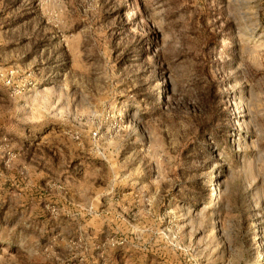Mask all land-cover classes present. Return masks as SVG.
<instances>
[{"label": "rangeland", "instance_id": "1", "mask_svg": "<svg viewBox=\"0 0 264 264\" xmlns=\"http://www.w3.org/2000/svg\"><path fill=\"white\" fill-rule=\"evenodd\" d=\"M0 264H264V0H0Z\"/></svg>", "mask_w": 264, "mask_h": 264}, {"label": "trees", "instance_id": "2", "mask_svg": "<svg viewBox=\"0 0 264 264\" xmlns=\"http://www.w3.org/2000/svg\"><path fill=\"white\" fill-rule=\"evenodd\" d=\"M216 36H217V35H213V34H212V35L210 36V38H209L208 41H209L210 43H212V44H213V42L215 43V39H216L215 37H216ZM215 118H216V115L213 113V114L211 115V118H210L209 124H212V123L214 122Z\"/></svg>", "mask_w": 264, "mask_h": 264}]
</instances>
